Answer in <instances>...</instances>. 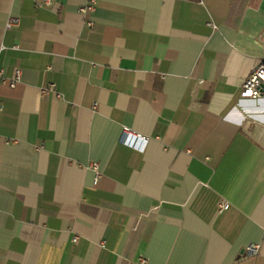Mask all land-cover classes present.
<instances>
[{
    "label": "crops",
    "instance_id": "1",
    "mask_svg": "<svg viewBox=\"0 0 264 264\" xmlns=\"http://www.w3.org/2000/svg\"><path fill=\"white\" fill-rule=\"evenodd\" d=\"M263 57L264 0H0V264H125L101 207L127 264H264Z\"/></svg>",
    "mask_w": 264,
    "mask_h": 264
},
{
    "label": "built area",
    "instance_id": "2",
    "mask_svg": "<svg viewBox=\"0 0 264 264\" xmlns=\"http://www.w3.org/2000/svg\"><path fill=\"white\" fill-rule=\"evenodd\" d=\"M53 0H42L43 3L45 4H51ZM95 1V0H93ZM83 10H85L83 8ZM16 23V20H10L8 23V26L11 27ZM22 73L19 70L17 72L16 78L10 80V85L15 86L17 81L21 79ZM0 80L3 82H6L7 79L5 77L3 69H0ZM43 92L47 93L48 89H44ZM242 98L244 99H258L264 97V57L261 61V63L256 66L253 70L252 73L247 77L245 82L243 83V88H242V93H241ZM2 108V105L0 103V109ZM124 140L126 143L135 145L137 146L138 140H143L146 141L145 138H143L140 134H137L133 132L132 130L125 128L124 129ZM95 169L98 171L99 170V164L95 163L94 164ZM99 174V172H97ZM230 206L229 203L227 202H221L220 203V208L221 209H226ZM260 246L258 244L252 243L246 247V254L247 255H255L259 251ZM138 262L140 264H146V259L143 257H140L138 259Z\"/></svg>",
    "mask_w": 264,
    "mask_h": 264
},
{
    "label": "bare ground",
    "instance_id": "3",
    "mask_svg": "<svg viewBox=\"0 0 264 264\" xmlns=\"http://www.w3.org/2000/svg\"><path fill=\"white\" fill-rule=\"evenodd\" d=\"M91 213H92V208H83L82 215H89ZM97 215L102 221H109L113 223L114 225L123 227L124 229H126L127 231L133 234V239H132L130 250H129V256L125 259V264H127L130 256L135 250L136 240L141 235L138 229L144 217L139 214H129L126 212L118 213L112 207L99 208Z\"/></svg>",
    "mask_w": 264,
    "mask_h": 264
}]
</instances>
